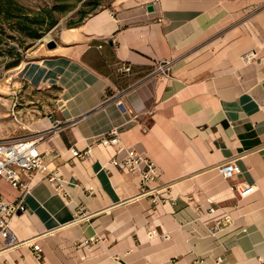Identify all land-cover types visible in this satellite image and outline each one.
<instances>
[{
  "label": "crops",
  "instance_id": "obj_1",
  "mask_svg": "<svg viewBox=\"0 0 264 264\" xmlns=\"http://www.w3.org/2000/svg\"><path fill=\"white\" fill-rule=\"evenodd\" d=\"M121 2L61 34L58 80L47 86H59L56 102L25 135L41 137L66 194L33 173L0 264H261L264 0ZM163 60L171 75L157 80ZM111 130L118 143L103 144ZM129 149L155 165L147 193L138 173L109 163ZM228 160L241 168L229 179L219 171ZM80 209L89 217L74 221ZM225 215L230 224L212 235Z\"/></svg>",
  "mask_w": 264,
  "mask_h": 264
},
{
  "label": "rangeland",
  "instance_id": "obj_2",
  "mask_svg": "<svg viewBox=\"0 0 264 264\" xmlns=\"http://www.w3.org/2000/svg\"><path fill=\"white\" fill-rule=\"evenodd\" d=\"M121 1L0 0V140L28 134L32 121L55 104L59 86H47L58 80L60 67L51 58L62 32ZM41 62L46 65L39 68ZM26 66L33 80L23 73ZM0 193L14 199L17 191L1 180Z\"/></svg>",
  "mask_w": 264,
  "mask_h": 264
},
{
  "label": "built area",
  "instance_id": "obj_3",
  "mask_svg": "<svg viewBox=\"0 0 264 264\" xmlns=\"http://www.w3.org/2000/svg\"><path fill=\"white\" fill-rule=\"evenodd\" d=\"M256 53L249 51L244 53L241 58L245 63L250 62ZM170 60L155 62V66L151 75L157 80L169 78L171 73ZM117 104L122 108L121 100H117ZM32 135L15 136L0 140V181H5L13 190L17 191L13 200H8L0 193V239L4 243V248L12 246L16 243L15 237L10 228V219L25 210L24 195L31 190L33 183V173L40 172L46 176L49 182H54L55 189L66 194L63 182L57 174L50 171L44 162L41 153L37 147V139ZM103 144L118 143V136L115 130H111L107 136L100 140ZM73 157H86L89 155L88 148L79 151L76 148L70 149ZM113 166L125 169L130 172H136L140 176L142 185V194L148 191L143 190L144 182L153 179L156 176L155 165L148 158L138 154L135 150H127L125 156L117 160L112 158L109 162ZM220 173L227 179L232 178L241 173V168L232 160H228L219 166ZM155 200V198H153ZM212 211V210H211ZM88 214L79 210L78 217L74 221L85 220ZM231 219L228 215L223 216L209 228L212 235L217 234L225 226H228ZM3 248V249H4ZM33 255L37 260L41 258V248L38 244H32ZM223 259L217 257L215 264H222ZM264 264V259L261 261Z\"/></svg>",
  "mask_w": 264,
  "mask_h": 264
},
{
  "label": "water",
  "instance_id": "obj_4",
  "mask_svg": "<svg viewBox=\"0 0 264 264\" xmlns=\"http://www.w3.org/2000/svg\"><path fill=\"white\" fill-rule=\"evenodd\" d=\"M147 9H148V10H151V9H152V6H151V5H148V6H147ZM50 45H53V43H51Z\"/></svg>",
  "mask_w": 264,
  "mask_h": 264
},
{
  "label": "bare ground",
  "instance_id": "obj_5",
  "mask_svg": "<svg viewBox=\"0 0 264 264\" xmlns=\"http://www.w3.org/2000/svg\"><path fill=\"white\" fill-rule=\"evenodd\" d=\"M70 30V29H69ZM74 32V31H73ZM65 36V35H64ZM71 36V35H70ZM46 37V36H45ZM44 40V39H43ZM47 40V39H46ZM22 66V65H21ZM27 195V194H26Z\"/></svg>",
  "mask_w": 264,
  "mask_h": 264
},
{
  "label": "trees",
  "instance_id": "obj_6",
  "mask_svg": "<svg viewBox=\"0 0 264 264\" xmlns=\"http://www.w3.org/2000/svg\"><path fill=\"white\" fill-rule=\"evenodd\" d=\"M6 1H8V2H9V0H6ZM33 36H37V35H35V34H34Z\"/></svg>",
  "mask_w": 264,
  "mask_h": 264
}]
</instances>
